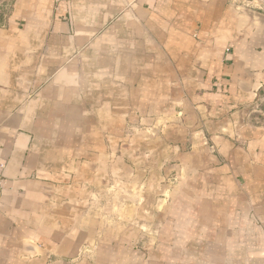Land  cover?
Listing matches in <instances>:
<instances>
[{"label": "crops", "instance_id": "1", "mask_svg": "<svg viewBox=\"0 0 264 264\" xmlns=\"http://www.w3.org/2000/svg\"><path fill=\"white\" fill-rule=\"evenodd\" d=\"M164 101L202 115L191 146L219 160L182 192L207 244L193 264H264V0H0V264H116L87 205L120 164L101 131Z\"/></svg>", "mask_w": 264, "mask_h": 264}, {"label": "rangeland", "instance_id": "2", "mask_svg": "<svg viewBox=\"0 0 264 264\" xmlns=\"http://www.w3.org/2000/svg\"><path fill=\"white\" fill-rule=\"evenodd\" d=\"M83 62L93 71L91 53ZM88 98L90 105L96 102L93 96ZM164 104V114L157 118H133L129 126L115 127L112 134L105 124L101 131L107 144L110 138L115 141L116 147L109 154L120 164H116L113 175L101 174L90 188L87 205L103 222L105 239L107 232L115 234L116 243L99 247H110L101 256H115L116 264H124V256H147L146 264H193L191 256L205 254L201 220L188 211L189 201L195 198L182 192L197 190L202 182L196 181L201 176L195 172L203 173L205 167L217 165L210 163V157L217 163L219 160L209 142L201 148L191 146L193 141L206 140L202 115L195 113L189 119L180 106L176 116L172 104ZM187 165L194 171L186 170ZM200 200L196 198L194 208L202 205ZM156 256L161 259L155 262Z\"/></svg>", "mask_w": 264, "mask_h": 264}, {"label": "built area", "instance_id": "3", "mask_svg": "<svg viewBox=\"0 0 264 264\" xmlns=\"http://www.w3.org/2000/svg\"><path fill=\"white\" fill-rule=\"evenodd\" d=\"M3 185H4V178L2 173L0 172V190L3 188Z\"/></svg>", "mask_w": 264, "mask_h": 264}]
</instances>
